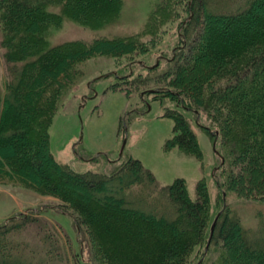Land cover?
<instances>
[{"label":"trees","instance_id":"obj_1","mask_svg":"<svg viewBox=\"0 0 264 264\" xmlns=\"http://www.w3.org/2000/svg\"><path fill=\"white\" fill-rule=\"evenodd\" d=\"M163 1L181 6L184 0ZM209 1L185 2L180 45L162 72L157 73L161 60L147 68L145 78L128 80L114 72L109 88L146 87L141 95H155L163 107L172 100L177 109L164 107V117L173 122L164 151L176 148L200 165L202 150L181 111L197 122L205 118L206 126L198 127L215 143L216 187L264 204V0H228L222 10ZM122 5V0H0V49L8 77L0 94V181L55 198L70 210L96 264H190L196 248L201 255L194 264H205L210 253L216 256L210 264H264V228L251 232L226 205L209 240L204 177L191 199L182 178L156 193L153 174L135 159L107 176L76 173L53 156L49 131L63 98L76 87L80 65L97 55L130 54L135 44L130 37L51 46L47 32L63 19L100 27ZM25 217L0 224V264H32L34 253L22 247L24 258L12 245L13 234L33 221ZM42 231L38 243L45 251L58 235L54 228Z\"/></svg>","mask_w":264,"mask_h":264},{"label":"rangeland","instance_id":"obj_2","mask_svg":"<svg viewBox=\"0 0 264 264\" xmlns=\"http://www.w3.org/2000/svg\"><path fill=\"white\" fill-rule=\"evenodd\" d=\"M189 1H181V6L174 3L164 6L163 0H122L118 16L100 27H88L63 19L58 27L48 30L46 38L51 46L130 37L135 44L130 54L118 57L97 55L80 65L81 74L76 87L63 98L53 119L49 131L50 149L58 162L79 174L90 172L110 176L127 160H138L153 174L157 182L156 193L176 178H182L190 198L195 199L196 182L204 177L210 198L209 224L226 205L237 214L245 228L254 232L264 228V204L239 199L234 194L226 195L216 187L214 176L220 175L216 171L219 157L213 151V143L198 127L206 126L205 118L197 122L191 113L181 111L202 150L203 162L200 165L176 148L164 151V144L171 137L173 128L172 120L164 117V107L177 109L172 100L166 99L163 107L154 99L155 95H141V90L146 87L131 89L121 84L123 92L109 88L116 82L112 76L114 72L128 77V80H135L138 76L145 78L147 68L158 60L161 61L158 62L157 73L164 70L165 60L180 45L181 26L188 17L184 4ZM227 1L209 2L213 9L222 10L227 7ZM57 10L54 8L52 12L58 13ZM195 73L189 75L191 79ZM7 81L0 49L1 95ZM155 198L158 203L154 204V210L159 212V194ZM59 204L55 198L42 196L9 181H0V224L12 217L24 219L25 215L33 220L29 227L13 234L12 245L19 254L27 257L24 250L22 252V247L26 246V251L34 253L32 264H96L91 259L90 243L83 227H78L72 212L61 209ZM53 228L58 235L57 242L43 251L38 243L39 236L45 234L43 229L53 233ZM200 255L201 248H196L190 264L197 262ZM215 258V254L210 253L205 264H210Z\"/></svg>","mask_w":264,"mask_h":264},{"label":"water","instance_id":"obj_3","mask_svg":"<svg viewBox=\"0 0 264 264\" xmlns=\"http://www.w3.org/2000/svg\"><path fill=\"white\" fill-rule=\"evenodd\" d=\"M155 65H156V64H155ZM148 108H149V106H148ZM125 142H126V141H124L123 144H122V146H121V149H120V153H119V155H121V153H122V151H123V148H124ZM212 146H213V151H215V143H213ZM219 215H220V214L218 213V214L215 216V218H214V220H213V222H212V224H211V226H210V237H209V240H210L211 235H212V233H213V231H214V228H215V225H216V222H217V219H218ZM209 240H208V243H207V245H206V249H207V247H208Z\"/></svg>","mask_w":264,"mask_h":264}]
</instances>
